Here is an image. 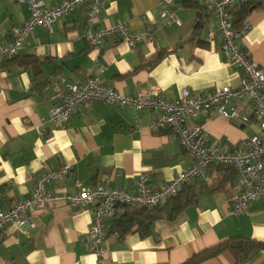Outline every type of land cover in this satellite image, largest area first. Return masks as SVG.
<instances>
[{
	"label": "crops",
	"instance_id": "0c3cea01",
	"mask_svg": "<svg viewBox=\"0 0 264 264\" xmlns=\"http://www.w3.org/2000/svg\"><path fill=\"white\" fill-rule=\"evenodd\" d=\"M44 2L53 6L60 0ZM160 2L104 0L94 27L124 22L146 35L136 48L114 38L92 46L83 35L89 9L84 3L55 21L52 33L38 27L17 56L0 61V210L28 197L38 176L64 163L72 172L62 182L48 184L53 193L76 192L78 180L93 186L105 175L112 185L134 192L141 171L158 188L194 163L175 132L153 130L152 110L93 101L62 125L42 122L53 107L51 86L58 80L76 82L93 75L123 94L146 90L167 99L178 98L185 88L240 85L239 69L210 35L218 32L217 18L198 0H174L169 9L182 23L167 26ZM250 2L242 43L264 69V0ZM30 14L25 2L0 0V46ZM161 50L167 52L151 67ZM191 122L201 124L212 143L233 148L259 131L252 116L248 122L231 121L215 109L202 111ZM208 176L183 190L207 182L212 192L174 218H153L145 236L136 231L122 237L111 228L114 220L106 219L107 252L101 259L89 251L87 240L93 204L80 210L66 203L37 209L31 215L34 228L21 230L9 223L0 232V264H180L233 237L264 241V201L232 214L230 198L239 190L234 168L212 165ZM200 264H236V258L226 250ZM244 264H264V250Z\"/></svg>",
	"mask_w": 264,
	"mask_h": 264
},
{
	"label": "built area",
	"instance_id": "2783aa9c",
	"mask_svg": "<svg viewBox=\"0 0 264 264\" xmlns=\"http://www.w3.org/2000/svg\"><path fill=\"white\" fill-rule=\"evenodd\" d=\"M27 3L30 17L15 25L7 44L0 46V61L15 57L24 47L26 39L38 27L53 32L58 19L72 13L81 4H88V21L83 35L92 46L102 45L109 39H121L131 48L143 42L146 35L131 30L119 21L110 27H94L101 14L104 0H60L48 6L44 0H18ZM218 21V32L210 35L226 54L227 61L239 69L240 85L236 88L223 86L215 89H183L176 99H167L150 91L139 90L134 95L119 92L103 83L97 76L89 75L76 82L58 80L52 84L49 99L53 102L48 118L42 120L59 126L67 122L81 105L103 101L113 106L133 105L137 109L155 112L152 121L154 131L170 129L181 139L185 150L194 158V163L179 172L173 179L155 188L145 171L139 173L134 192L111 184V177L103 176L101 182L86 186L76 182V192L53 193L47 186L60 183L72 172V166L64 163L59 168L46 170L35 179L28 197L16 200L8 208L0 210V232L9 223L21 230L35 227L31 215L49 204L66 203L76 210L94 205L87 240L89 251L99 259L107 252L105 240L108 235L106 219H116L128 209L156 207L176 197L187 185L197 178L208 179L210 166H232L238 176L239 190L230 198L231 213H246L255 200L264 201V69L244 48L242 39L249 30L246 20L242 27L235 26L231 10L250 0H198ZM174 0H161L160 12L165 25H179L178 13L170 10ZM102 70L100 66L97 68ZM215 109L219 115L233 121L248 122L251 116L259 125L258 133L247 137L239 146L226 147L211 142L209 132L199 123L191 122L202 111Z\"/></svg>",
	"mask_w": 264,
	"mask_h": 264
},
{
	"label": "trees",
	"instance_id": "16d2710c",
	"mask_svg": "<svg viewBox=\"0 0 264 264\" xmlns=\"http://www.w3.org/2000/svg\"><path fill=\"white\" fill-rule=\"evenodd\" d=\"M251 2L239 5L231 10L234 16L235 26L243 21L251 8ZM199 24L197 27H199ZM167 52V51H165ZM164 51L157 53V59L154 60L153 67L159 60L164 57ZM214 189L207 182H202L199 186L187 188L181 191L176 197L170 199L166 204L156 207H145L140 209H128L124 214L114 219L112 230L119 233L122 237L129 233L139 231L143 236L150 233V224L152 219L157 216L174 218L186 207L196 203L198 198L212 192ZM231 251L235 258L236 264H244L253 258L258 252L264 250V241L254 240L245 237H233L220 244L206 248L198 253L193 254L180 264H200L210 258L218 257L224 251Z\"/></svg>",
	"mask_w": 264,
	"mask_h": 264
}]
</instances>
